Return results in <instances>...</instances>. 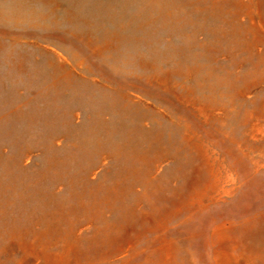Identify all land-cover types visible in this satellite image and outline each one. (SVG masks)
<instances>
[{
    "label": "rangeland",
    "instance_id": "obj_1",
    "mask_svg": "<svg viewBox=\"0 0 264 264\" xmlns=\"http://www.w3.org/2000/svg\"><path fill=\"white\" fill-rule=\"evenodd\" d=\"M228 1L215 37L204 0H0V264H264V0Z\"/></svg>",
    "mask_w": 264,
    "mask_h": 264
},
{
    "label": "bare ground",
    "instance_id": "obj_2",
    "mask_svg": "<svg viewBox=\"0 0 264 264\" xmlns=\"http://www.w3.org/2000/svg\"><path fill=\"white\" fill-rule=\"evenodd\" d=\"M22 1V0H21ZM206 3L205 4H207V7L205 8V11H206V13H205V15H204V17H203V22L200 24V26H202V28H204V29H206L208 32H211L212 33V35H215V37H218L219 35H221L222 33H223V29H222V26H221V24L220 23H218V21H219V18H220V15H221V10H222V7L223 6H227L228 4H229V1L228 0H225V1H222V2H216V0H213V2L211 3V4H208L207 3V0H204ZM54 2V1H53ZM52 2V3H53ZM55 3V2H54ZM157 3V2H156ZM252 5V4H251ZM256 9V8H255ZM35 10V9H34ZM41 11V10H40ZM256 12V11H255ZM41 13V12H40ZM169 15V14H168ZM209 15H210V18H209ZM67 16V15H66ZM222 16V15H221ZM69 17V16H68ZM43 20V19H42ZM69 20V19H68ZM193 20H195V19H191V21H193ZM205 20V21H204ZM181 24H183V25H181V27L183 28L182 30H184V31H186L187 30V26H186V24L185 23H181ZM240 26V25H239ZM2 29H4V28H2ZM226 29V32L228 33V36H224V39H225V41L228 39V37L229 38H231V37H233V38H236V35H235V33L233 32V31H231L232 29H234V28H231L230 27V25H228V27H226L225 28ZM239 29V28H238ZM221 30H222V32H221ZM6 31V30H5ZM4 31V32H5ZM8 31V30H7ZM243 31V30H242ZM221 32V33H220ZM244 32V31H243ZM28 33V32H27ZM15 34V33H14ZM28 36V35H27ZM245 36V35H244ZM74 37V36H73ZM77 37V36H76ZM90 37V36H89ZM79 39V38H78ZM69 40H70V38H69ZM81 40H83V39H81ZM90 41V40H89ZM249 40H248V38L245 36V39H243L242 41H239L240 42V44L242 45V49L240 50V51H238V54L239 55H244L245 53L247 54V55H245L244 56V58L247 60V61H249V63H251L252 64V67L250 68L252 71H254V70H256L257 69V67H264V54H262V53H259V52H256V51H254V52H252V51H248V49H247V47H246V45L247 44H250V42H248ZM87 42V41H86ZM85 43V42H84ZM72 44H74V43H72ZM79 48V47H78ZM86 50V49H85ZM96 54V53H95ZM90 57H92V56H90ZM98 57H100V56H98ZM142 58V57H141ZM73 59V58H72ZM139 64H141V63H139ZM151 64V63H150ZM150 67V66H149ZM148 67V68H149ZM161 70V69H160ZM159 70V71H160ZM8 71L7 70H4V69H0V79H1V77L4 75V74H6ZM163 72V71H162ZM164 73V72H163ZM166 73H167V71H166ZM165 74V73H164ZM176 74H177V72H176ZM180 75V74H179ZM155 76V75H154ZM171 76V75H170ZM184 76V75H183ZM136 77H138V76H136ZM144 77V76H143ZM117 79V78H116ZM151 79V78H150ZM171 79V78H170ZM168 80V79H167ZM151 81V80H150ZM154 81V80H153ZM169 82V81H168ZM167 82V83H168ZM147 83V82H146ZM155 83V82H154ZM164 83H165V81H164ZM259 83V82H258ZM147 84H149V80H148V83ZM170 84V83H169ZM162 85H164V84H162ZM253 85V84H252ZM261 85V84H260ZM158 87H159V85H158ZM178 87H180V86H178ZM168 88V87H167ZM161 89V88H160ZM176 89H178V88H176ZM2 90V92H4V93H6V97H5V100H6V103H8V104H11L13 101H15L16 100V97L14 96V94H13V92H12V90L10 89V88H8L7 90L3 87V85H2V82H1V80H0V91ZM181 91V90H180ZM139 95V94H138ZM155 95V94H154ZM191 95V94H190ZM179 96V95H178ZM185 96V95H184ZM2 95L0 96V108H1V106H4V105H2V101H1V99H2ZM197 97V96H196ZM242 97H243V95H242ZM18 98V97H17ZM206 98V97H205ZM190 100H192V99H190ZM189 102V101H188ZM185 103V102H184ZM195 103V102H194ZM198 103V102H197ZM6 106H8V105H6ZM200 108V107H199ZM199 108H197V109H199ZM206 108H207V106H206ZM31 109V111H32V113L31 114H37L38 116H40V117H42L43 118V120L44 121H47L48 120V114L45 112V109L44 108H42V107H39V106H37V105H35L34 106V108H30ZM201 109H203V108H201ZM209 109V108H208ZM215 109V108H214ZM213 109V110H214ZM1 111H3V110H5V108L4 109H0ZM80 111V110H79ZM261 111V110H260ZM30 112V111H29ZM194 112H195V110H194ZM210 113H212V112H210ZM30 114V115H31ZM202 114V113H201ZM197 115V114H196ZM201 116V115H200ZM207 116V115H206ZM212 116V115H211ZM252 116H254V115H252ZM24 117H26V116H24ZM204 117V116H203ZM208 117V116H207ZM212 118H213V116H212ZM262 120V119H261ZM9 123H11L10 121L7 123V124H9ZM6 126V124H4V123H2V126ZM10 125V124H9ZM1 126V127H2ZM0 127V128H1ZM9 129V126H8V128H7V130ZM204 129V128H203ZM255 130H256V133H264V123H262L261 121H260V123H257L256 124V126H255ZM255 132V131H254ZM253 133V132H252ZM191 137V136H190ZM189 138V137H188ZM207 141V140H206ZM207 144V143H206ZM209 145H210V142H209ZM201 149V148H200ZM209 150V149H208ZM251 152V151H250ZM256 152V151H255ZM254 152V153H255ZM253 153V154H254ZM202 154H203V156H207V152H206V150L205 149H202ZM216 154H217V152H216ZM215 154V155H216ZM262 154V153H261ZM220 156V155H219ZM208 158V157H207ZM207 158H206V160H207ZM213 158H216V157H213ZM101 159V158H100ZM211 160V159H210ZM214 160V159H213ZM254 161V160H253ZM167 162V161H166ZM208 162V161H207ZM217 162V161H216ZM219 162V161H218ZM222 162V161H221ZM225 162V161H224ZM250 162V161H249ZM212 163V162H211ZM223 164V163H222ZM227 164V163H226ZM220 165V164H219ZM229 165V164H228ZM252 165V164H251ZM213 168V167H212ZM224 168V167H223ZM234 168V167H233ZM262 168H264V167H262ZM216 169V168H215ZM259 169H260V167H259ZM211 170V169H210ZM220 170V169H219ZM261 170V169H260ZM212 171V170H211ZM229 171V170H228ZM237 171V170H236ZM253 171V170H252ZM218 172V171H217ZM233 172V171H232ZM213 175H214V173H213ZM219 175V174H218ZM229 175H230V173H229ZM235 175V174H234ZM215 176V175H214ZM223 176V175H222ZM227 176V175H226ZM225 176V177H226ZM239 177V176H238ZM222 178V177H221ZM220 178V179H221ZM224 178V177H223ZM230 178V177H229ZM194 179V178H193ZM231 179H232V177H231ZM231 179H230V181H231ZM234 180V179H233ZM219 180L216 178V176H215V179H213V181H212V183L215 185V184H217V182H218ZM227 181V180H226ZM239 181H241V180H239ZM232 182V181H231ZM222 183H224V182H222ZM225 183H227V182H225ZM74 183L72 182L71 183V185L73 186V187H75V185H73ZM61 186V185H60ZM219 186V185H218ZM229 186V185H228ZM230 187V186H229ZM234 187V186H233ZM232 187V188H233ZM59 188V187H58ZM238 188V187H237ZM236 188V189H237ZM218 189V188H217ZM227 189V188H226ZM220 190V189H219ZM218 190V191H219ZM232 190V189H231ZM208 191V190H207ZM210 191H212V190H210ZM233 192V191H232ZM231 192V193H232ZM210 193V192H209ZM233 193H235V192H233ZM214 194V193H213ZM194 196V195H193ZM216 196H218V195H216ZM197 197V196H196ZM211 197V196H210ZM207 198V197H206ZM218 198V197H217ZM224 198V197H223ZM231 198V197H230ZM228 199V198H227ZM227 199H225V200H227ZM0 200H3V199H1L0 198ZM161 200H162V198H161ZM215 200V199H214ZM14 201V200H13ZM12 201V202H13ZM200 201V200H199ZM204 202V201H203ZM207 203H208V201H207ZM2 204H3V201H2V203H0V205H1V207H2ZM197 204V203H196ZM207 205V204H206ZM200 206V205H199ZM202 208H204V207H202ZM195 209V208H194ZM202 210V209H201ZM181 212V211H180ZM193 212V211H192ZM174 213H175V211H174ZM194 213V212H193ZM204 213V212H203ZM257 214V213H256ZM176 215V214H175ZM174 215V216H175ZM249 215V214H248ZM262 215V214H261ZM247 216V215H246ZM162 217V216H161ZM243 218V217H242ZM173 219H175V218H173ZM239 219V218H238ZM169 220V219H168ZM172 220V219H171ZM236 220V219H235ZM161 221H162V219H161ZM170 221V220H169ZM241 221V220H240ZM166 222V221H165ZM186 222V221H185ZM227 222V221H226ZM229 222V221H228ZM219 223H221V222H219ZM222 223H223V221H222ZM230 223V222H229ZM56 224V223H55ZM59 224V223H58ZM90 224V223H89ZM165 224V223H164ZM88 225V224H87ZM224 225H225V222H224ZM232 225V224H231ZM59 226V225H58ZM84 226V225H83ZM89 226V225H88ZM113 226V225H112ZM218 226H219V224H218ZM230 226V225H229ZM248 226V225H247ZM63 227V226H62ZM70 227V226H69ZM90 227V226H89ZM88 227V228H89ZM212 227H214V226H212ZM211 227V228H212ZM222 227V226H221ZM81 228V227H80ZM84 228V227H83ZM87 228V229H88ZM113 228V227H112ZM117 228V227H116ZM160 228V227H159ZM164 228V227H163ZM171 228V227H170ZM60 229V228H59ZM137 229V228H136ZM210 229V228H209ZM223 229H224V227H223ZM232 229V228H231ZM245 229V228H244ZM247 229V228H246ZM57 230V229H56ZM55 230V231H56ZM66 232H68V229L66 228ZM70 231H71V229H69ZM118 230V229H117ZM168 230V229H167ZM233 230V229H232ZM224 231V230H223ZM230 231V230H229ZM228 231V232H229ZM246 231V230H245ZM79 232H81V231H79ZM134 232V231H133ZM151 232V231H150ZM164 232H166V231H164ZM210 232H211V230H210ZM225 232V231H224ZM57 234H58V232H56ZM113 233V232H112ZM216 233H218V232H216ZM215 233V234H216ZM226 233V232H225ZM65 234V233H64ZM69 234V233H68ZM215 234H213V235H215ZM230 234V233H229ZM233 234H234V232H233ZM70 235V234H69ZM68 235V236H69ZM212 235V234H211ZM212 235V236H213ZM168 236V235H167ZM223 236V235H222ZM25 237H26V235H25ZM55 237V236H54ZM57 237V236H56ZM60 237V236H59ZM157 237V236H156ZM179 237V236H178ZM225 238H226V236H224ZM229 237H230V235H229ZM168 238V237H167ZM180 238V237H179ZM60 239V238H59ZM163 239V238H162ZM213 239V238H212ZM37 240H40V239H37ZM45 240V239H44ZM63 240V239H62ZM67 240V239H66ZM140 240V239H139ZM173 240H174V238H173ZM176 240H179V239H176ZM215 240V239H214ZM219 240V239H218ZM218 240H216V241H218ZM222 240V239H221ZM228 240V239H227ZM49 241V240H48ZM169 241V240H168ZM20 242V241H19ZM35 242V241H34ZM71 242H73V241H71ZM165 242V241H164ZM212 242V241H211ZM219 242V241H218ZM244 242V241H243ZM16 243V242H15ZM64 243V242H63ZM74 243V242H73ZM133 243H135V242H133ZM157 243V242H156ZM172 244V242H169V244ZM230 243V242H229ZM232 243V242H231ZM18 244V243H17ZM61 244V243H60ZM124 244V243H123ZM223 244V243H222ZM225 244V243H224ZM62 245V244H61ZM122 245V244H121ZM137 245V244H136ZM150 245V244H149ZM177 245V244H176ZM216 245V244H215ZM232 245V244H231ZM56 246V245H55ZM78 246V245H77ZM157 246V245H156ZM44 247V246H43ZM53 247V246H52ZM61 247V246H60ZM122 247V246H121ZM150 247V246H149ZM151 247H153V246H151ZM163 247V246H162ZM171 247H172V245H171ZM217 247V246H216ZM220 247V246H219ZM218 247V248H219ZM223 247V246H222ZM228 247V246H227ZM233 247H234V245H233ZM18 248V247H17ZM159 248V247H158ZM165 248V247H164ZM167 248V247H166ZM236 248V247H235ZM47 249H49V248H47ZM59 249V248H58ZM70 249H71V247H70ZM119 249V248H118ZM125 249V248H124ZM133 249H135V248H133ZM147 249V248H146ZM145 249V250H146ZM171 249H173V248H171ZM217 249V248H216ZM216 249H215V251H216ZM219 250V249H218ZM221 251H222V249H220ZM229 250V249H228ZM235 250V249H234ZM243 250V249H242ZM48 251V250H47ZM59 251V250H58ZM61 251V250H60ZM63 251V250H62ZM115 251V250H114ZM133 251V250H132ZM160 251V250H159ZM164 251H165V249H164ZM224 251V250H223ZM53 252V251H52ZM110 252V251H109ZM131 252V251H130ZM142 252V251H141ZM212 252H213V250H212ZM237 252V251H236ZM235 252V253H236ZM239 252V251H238ZM14 253V252H13ZM57 253V252H56ZM84 253V252H83ZM88 253V252H87ZM114 253V252H113ZM129 253V252H128ZM218 253V252H217ZM72 254V253H71ZM163 254V253H162ZM167 254V253H166ZM170 254V253H169ZM214 254V253H213ZM216 254V253H215ZM48 255V254H47ZM69 255V254H68ZM73 255V254H72ZM125 255H127V254H125ZM158 255V254H157ZM65 256V255H64ZM167 256V255H166ZM169 256V255H168ZM167 256V257H168ZM213 256V255H212ZM217 257V256H216ZM232 258H233V256H231ZM70 258V257H69ZM114 258H116V257H114ZM128 258V257H127ZM137 258V257H136ZM218 258V257H217ZM38 259H40V258H38ZM37 259V260H38ZM63 259V258H62ZM87 259V258H86ZM133 259V258H132ZM151 259V258H150ZM231 259V258H230ZM108 260H110V259H108ZM120 260H121V258H120ZM164 260V259H163ZM162 260V261H163ZM63 261V260H62ZM168 261V260H167ZM66 262V261H65ZM109 262V261H108ZM227 262V261H226ZM23 263V262H22ZM37 263V262H36ZM131 263V262H130ZM224 263V262H223ZM231 263V262H230ZM35 264V263H34ZM44 264H60V260H59V258L58 257H47V258H45V263ZM64 264V263H63ZM116 264V263H115Z\"/></svg>",
    "mask_w": 264,
    "mask_h": 264
}]
</instances>
